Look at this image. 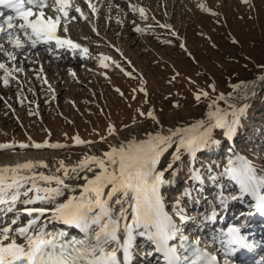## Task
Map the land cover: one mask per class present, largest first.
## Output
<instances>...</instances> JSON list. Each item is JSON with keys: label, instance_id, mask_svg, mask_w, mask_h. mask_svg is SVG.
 Masks as SVG:
<instances>
[{"label": "rangeland", "instance_id": "rangeland-1", "mask_svg": "<svg viewBox=\"0 0 264 264\" xmlns=\"http://www.w3.org/2000/svg\"><path fill=\"white\" fill-rule=\"evenodd\" d=\"M130 2L144 8L148 19L142 20L138 14H133L128 8L129 0H92L98 13L92 16L89 11V15L99 36L92 28L84 26L90 24L88 21L69 25V36L88 48L85 55L55 49V45L25 47L17 54L18 59L13 63L23 67L24 72L15 73L17 79L10 80L7 87L0 81V97L3 98L0 99V144L17 146L0 150V158L10 152L50 151V156L32 160L34 164L42 161L46 165L34 167L32 174L60 176L62 172L57 169L61 161L71 169L86 155L101 156L109 150L110 144L117 145L132 137L144 139L145 133L157 126L139 116L137 109H154L165 128L187 127L197 120H206L210 111V101L197 103L193 99L197 87L209 91L213 98L223 95L225 99L218 101V107L228 114L227 119L232 118L229 105L246 109L239 119L237 132L225 135L224 129H213L215 143L194 156L184 153L177 174L172 177L165 173L170 182L161 187L160 193L165 212L177 222L179 230L192 241L200 240V247H207L224 259L219 248L220 238L212 240V234L225 229L220 226L212 229L206 223L208 215L224 217L231 200L235 202L230 203V207L247 213L244 196L248 194L226 174V169L238 166L243 160L252 165L258 177L264 178V81L259 79L264 76V0ZM200 3L217 15L201 11ZM84 6L87 10V5ZM71 14L76 15L74 11ZM118 19L122 23H117ZM2 20L3 17L0 22ZM160 24L170 25L177 35L159 27ZM137 26L143 31L136 32ZM181 43L187 51L180 47ZM101 55L110 58L108 68L99 66ZM6 59L0 54V61ZM69 69L75 72V77L69 75ZM210 83L216 85V92L208 88ZM141 87L148 92V103ZM174 104L180 107H173ZM109 124L117 129L125 124L133 126L119 132L114 139L107 135ZM76 136L91 143L77 145L72 139ZM101 136H107V141L102 142ZM45 140L64 147H18L20 143ZM176 146L174 143L165 153L168 160ZM66 183L79 185L81 180L69 179ZM70 194L75 195L65 192V196ZM257 194L264 195V187L259 188ZM23 207L22 204L16 206L17 209ZM123 207L127 209V219L122 225L131 222L130 205ZM17 216L19 222L13 227L26 223L28 217L17 210L9 212L0 207V227L11 224ZM181 216L188 219L182 221ZM244 219L236 213L234 226L245 224ZM56 229H59L57 223L48 225L49 231ZM140 231L134 232L127 254L123 251L122 239L106 247L108 251L116 250L117 264H128L127 261L159 264L152 256L151 243Z\"/></svg>", "mask_w": 264, "mask_h": 264}, {"label": "snow or ice", "instance_id": "snow-or-ice-1", "mask_svg": "<svg viewBox=\"0 0 264 264\" xmlns=\"http://www.w3.org/2000/svg\"><path fill=\"white\" fill-rule=\"evenodd\" d=\"M83 2L87 10L81 7L78 0H0V9H6L9 13L0 10V17H3L0 22V54L7 58L0 61V71L3 72L0 81L5 87L9 86L10 80L17 79L15 73L24 72L23 67L13 62L17 61V54L25 47L35 49L38 45H55V49L78 51L81 55L88 53V48L69 36L70 24L79 21L91 24L89 11L92 16L98 13L92 0ZM243 2L247 3L248 0ZM198 7L203 12L217 15L203 3L198 4ZM128 8L142 20L148 19L146 10L132 4L130 0ZM73 11L76 15L71 14ZM117 23L122 21L118 19ZM159 27L169 29L173 36L177 35L170 25L160 24ZM134 30L143 31L139 26ZM92 31L99 36L94 25ZM6 44L10 47L6 48ZM180 47L187 51L183 43ZM109 60V57L101 55L99 66L108 68ZM68 71L70 76L75 77V72L71 69ZM121 71L124 70L121 68ZM124 74L132 76L130 72ZM259 79L264 81V76ZM189 83L195 82L189 80ZM208 88L216 92L215 84H208ZM116 91L124 96L120 89ZM140 91L145 96V103H148L147 90L141 87ZM193 99L197 103L210 101L206 120H197L187 127L165 128L154 109H137L139 116L151 120L157 126L147 131L144 139L132 137L117 145L110 144L109 150L101 156L86 155L71 169L61 161L57 169L62 172L60 176L32 174L34 167H46L42 161L38 164L27 161L0 167V207L9 212L17 210L28 217L26 223L18 227H13L19 222L18 216L11 224L0 227V264H117L116 250L108 251L106 247L122 239L123 251L127 254L137 229H143L139 234L147 236L156 245L157 250L164 255L166 264H216V256L199 247L200 240L190 242L188 237L180 233L172 217L164 211L160 189L170 182L165 173L172 177L177 174L184 153L194 156L202 148L215 143L213 129H224L225 135L235 134L239 119L246 109L229 105L232 108V118L229 120L226 118L228 114L218 107V101L225 99L223 95L213 98L209 91L197 87ZM173 107L178 108L180 105L174 104ZM136 123L134 117L133 125ZM133 125L125 124L117 129L114 124H109L107 135L118 138L119 132ZM72 139L77 145L91 143L78 136ZM101 141H107V136H101ZM174 143L177 144L176 150L168 160L165 153ZM16 146L15 143L0 144V150ZM18 147L59 149L64 145L45 140L43 143H20ZM81 172L86 174L81 176ZM226 174L240 184L242 192L255 194L264 187V178L258 177L252 165L246 161L242 160L236 167H228ZM69 179H80L84 183L73 186L66 183ZM77 188L80 189L78 195L65 196L66 191L75 193ZM125 200L130 202L131 222L121 225V221L127 219V209L123 207ZM17 204L24 205L23 209H17ZM115 205H120L119 209ZM258 210L264 214V195L258 197ZM187 219L181 216L182 221ZM54 223L78 230L82 238L65 240L68 235L66 232L48 230V225ZM178 233L180 244L171 245L170 241L175 240ZM227 236L226 246H235L229 248V254L239 248L253 247L240 235L239 228H230Z\"/></svg>", "mask_w": 264, "mask_h": 264}, {"label": "bare ground", "instance_id": "bare-ground-1", "mask_svg": "<svg viewBox=\"0 0 264 264\" xmlns=\"http://www.w3.org/2000/svg\"><path fill=\"white\" fill-rule=\"evenodd\" d=\"M78 2L80 3L82 8L85 7L83 0L82 1L78 0ZM4 12H8V10H4ZM93 25L94 24H92V21H91V24L88 25V23H86L84 26L86 28H88V27L92 28ZM95 27H96V25H95ZM51 154L52 153L50 151H41V150L40 151L36 150V151H26V152L23 151V152L5 153L4 156L0 158V167L6 166V165L7 166H12V165H15L16 163H24V162H27V161H32L33 159L42 160V158L48 157ZM85 174L86 173H83V175H85ZM87 175H91V173H87ZM83 183H84V181L81 180V184H83ZM72 185L76 186L77 183H72ZM79 192H80V189L77 188V190L75 192V195H78ZM248 195L251 196V197H254V198H256V197L258 198L260 196L259 194L256 195V194H254L252 192H248ZM234 202H235L234 200H231L230 202H228L229 210L225 211V216L224 217H222V218H220V220H218L217 217H215V216H213V214H211L210 217L207 219L206 223L210 224L209 226L212 229H214V228H217L219 226H222L223 223H225V222H234V219H236V213H239L240 215L242 214L241 212H239V210L236 207H234V206L230 207V203H234ZM124 205H130V202L128 200H125V201H123V206ZM114 207L119 209L120 205H115ZM164 209H165V205H164ZM235 211H236V213H234ZM243 216H244L243 218H245L244 219L245 224H246L245 226L253 227L254 229H256L258 227V224H260V221H259V223L255 222L254 214H252L250 212L244 213ZM122 223H123V221H121V225H122ZM175 223H177V222H175ZM220 223H221V225H220ZM234 224H236V223L235 222L234 223H230V225H228V228L223 230V231H220V232L219 231H215L216 233L212 232L213 233L212 235H214L212 240H214L217 237L220 238L219 248H220V251H222L224 253L223 257H225L226 253L229 251V248H233L232 246H226V244L224 242H222V241H224V239L227 238V233H228L230 228H239V226L236 227V226H234ZM57 226H59V229H56L57 232L58 231H64L69 236H71V238H82V234L79 233V231L76 230V229H73V228H70V227H68L66 225H62V224H58V223H57ZM142 231H143V229H141V232ZM243 232H245V233H243ZM247 233H248L247 229H243V228L240 229V235H244V234H247ZM184 236H186V235H184ZM186 237H188V236H186ZM216 242L217 241H215V243ZM231 253H233V252H231ZM215 254H218V253H215Z\"/></svg>", "mask_w": 264, "mask_h": 264}]
</instances>
